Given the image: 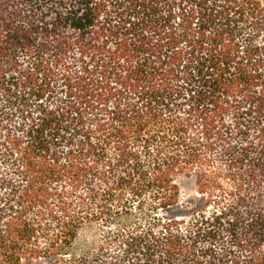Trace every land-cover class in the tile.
Wrapping results in <instances>:
<instances>
[{"label": "trees", "instance_id": "trees-1", "mask_svg": "<svg viewBox=\"0 0 264 264\" xmlns=\"http://www.w3.org/2000/svg\"><path fill=\"white\" fill-rule=\"evenodd\" d=\"M0 264H264V0H0Z\"/></svg>", "mask_w": 264, "mask_h": 264}, {"label": "rangeland", "instance_id": "rangeland-1", "mask_svg": "<svg viewBox=\"0 0 264 264\" xmlns=\"http://www.w3.org/2000/svg\"><path fill=\"white\" fill-rule=\"evenodd\" d=\"M180 201L187 204L196 197L195 182L193 177H182L179 180Z\"/></svg>", "mask_w": 264, "mask_h": 264}]
</instances>
